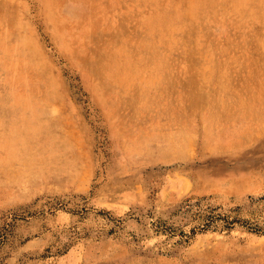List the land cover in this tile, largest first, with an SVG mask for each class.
<instances>
[{
    "label": "rangeland",
    "instance_id": "obj_1",
    "mask_svg": "<svg viewBox=\"0 0 264 264\" xmlns=\"http://www.w3.org/2000/svg\"><path fill=\"white\" fill-rule=\"evenodd\" d=\"M246 3L0 0V264H264Z\"/></svg>",
    "mask_w": 264,
    "mask_h": 264
},
{
    "label": "bare ground",
    "instance_id": "obj_2",
    "mask_svg": "<svg viewBox=\"0 0 264 264\" xmlns=\"http://www.w3.org/2000/svg\"><path fill=\"white\" fill-rule=\"evenodd\" d=\"M223 1H226L228 3V7H227V10H235L237 12H240L241 14H244V15H251L252 13H254V11L252 10L251 11V6L246 3L244 5V3L246 1H251V0H241L243 1L244 3H237L235 4L234 0H223ZM260 2V5L261 6H264V0H258ZM225 3V2H223ZM199 7V6H198ZM186 8V7H185ZM184 11V10H182ZM180 11V12H182ZM198 11V10H197ZM196 5L195 4H189V6L187 7V9H185V13H186V17L187 15L190 17V16H193V14H196ZM181 15V14H180ZM178 17V16H177ZM162 18L161 16H156L154 19H153V23H155L154 27H156L157 29L159 30H162ZM192 18V17H191ZM195 18V17H194ZM190 19V18H189ZM176 20V19H175ZM174 20V21H175ZM180 20V19H179ZM191 20V19H190ZM193 20V18H192ZM173 21V22H174ZM194 21V20H193ZM189 22V21H188ZM161 24V25H160ZM186 25V24H185ZM185 25H180V24H172L168 29V33H170V36L172 35V33L176 32V30H178L179 28H186L184 27ZM177 27H179L178 29H176Z\"/></svg>",
    "mask_w": 264,
    "mask_h": 264
}]
</instances>
